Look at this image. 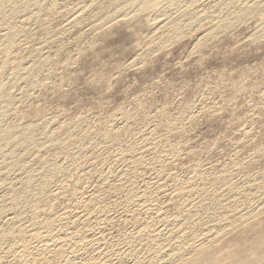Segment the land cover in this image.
Here are the masks:
<instances>
[{"label":"rangeland","instance_id":"rangeland-1","mask_svg":"<svg viewBox=\"0 0 264 264\" xmlns=\"http://www.w3.org/2000/svg\"><path fill=\"white\" fill-rule=\"evenodd\" d=\"M148 1L1 5L0 264H264V0Z\"/></svg>","mask_w":264,"mask_h":264},{"label":"bare ground","instance_id":"bare-ground-1","mask_svg":"<svg viewBox=\"0 0 264 264\" xmlns=\"http://www.w3.org/2000/svg\"><path fill=\"white\" fill-rule=\"evenodd\" d=\"M10 2V0H2L1 2H0V11L3 9V6H1V5H3V4H5V3H7V2ZM151 1V0H150ZM149 2V1H148ZM147 2V3H148ZM151 2H153V3H151ZM151 2H149V3H151V4H149V5H154L155 3L154 2H156V0H152ZM144 4H146V3H144ZM248 8H250V7H248ZM253 8V7H252ZM252 8H250V9H247L246 11L245 10H243L244 11V13L247 15H249L250 13H251V11H256V9H255V7L252 9ZM257 8V7H256ZM244 9V8H243ZM258 9V8H257ZM261 9V8H260ZM263 9V8H262ZM259 11V10H258ZM261 11V10H260ZM9 12V11H8ZM1 13H2V11H1ZM12 13H13V11H12ZM255 13V12H254ZM263 13V12H262ZM261 13V14H262ZM10 14V13H9ZM8 14V15H9ZM15 14V13H14ZM244 14V15H245ZM252 14V13H251ZM257 14V13H256ZM240 15V14H239ZM259 15H260V13H259ZM263 15V14H262ZM11 16V15H10ZM193 17V16H192ZM191 17V18H192ZM197 18V17H196ZM200 18V17H199ZM224 19V18H223ZM224 22H223V24L224 25H226V26H228L229 27V25H231L230 23H229V19H224L223 20ZM221 22H222V20H221ZM4 24V23H3ZM179 24V23H178ZM222 23L220 24V25H223ZM234 24V23H233ZM180 25V24H179ZM224 27V26H223ZM225 28V27H224ZM227 28V27H226ZM178 30H179V28H178ZM10 34V36H9V39H11L12 37L11 36H14L12 33H9ZM13 39V38H12ZM29 126V125H28ZM29 128H30V126L28 127V128H24V130L22 131V137L24 138L25 137V134H26V132L28 133V130H29ZM28 138V137H27ZM218 234V233H217ZM220 234V233H219ZM220 236V235H219ZM219 236H217V237H219ZM261 242L264 244V238H262V240H261ZM260 245V243H257L256 245H254L253 246V248L256 250L257 249V247ZM159 247V246H158ZM179 247V246H178ZM176 249V248H175ZM200 249V250H199ZM198 249V251H203L204 250V248L203 247H200ZM171 253H172V251H171ZM201 256L203 257V258H205V259H207V260H211V262H214L215 261V258L217 259V255H216V252L214 253V250H212V251H210V252H202L201 253ZM196 261L198 260L197 258L195 259Z\"/></svg>","mask_w":264,"mask_h":264}]
</instances>
